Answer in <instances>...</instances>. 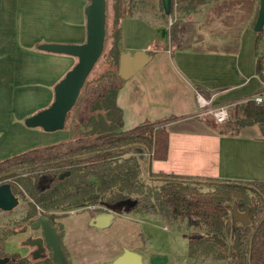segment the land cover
<instances>
[{
	"label": "crops",
	"instance_id": "1",
	"mask_svg": "<svg viewBox=\"0 0 264 264\" xmlns=\"http://www.w3.org/2000/svg\"><path fill=\"white\" fill-rule=\"evenodd\" d=\"M86 1H56L51 16L54 23L51 36L33 41V50L28 47L30 56L38 57V74L43 69L40 64L43 56L35 51L46 52L49 55L44 56L46 61L57 62L61 67L57 70L49 68V75L53 76L50 95L53 84L75 57L43 51L37 49L36 44L82 42ZM257 6L258 0H209L194 11L191 19L180 23L183 31L175 46L168 45L171 22L167 20L166 23L164 18L146 20L138 15H125L119 19L121 52L140 49L151 53L150 59L125 79L116 92L121 128L128 129L143 120L178 116L165 124L166 154L162 159H149L150 172L241 182L264 181V138L259 136L257 126H243L236 133L219 132L216 121L208 123L202 117L204 113H199L204 107L198 108L195 97V91L199 92L209 99L211 108H226V105L254 94L264 99V82L255 74L256 56L264 53V22L256 39L252 28ZM33 19H36L34 15ZM143 29L147 31L144 37L141 36ZM20 34L21 0H0V160L8 157L4 152L16 139L11 136L8 122L12 103L9 92L15 96L16 89H22L21 85L25 83L22 77L20 79L24 66L18 60ZM34 80L30 78L28 82L32 84ZM14 129L18 133L20 128L14 125ZM145 159L141 160L144 169ZM97 215H107V219H96ZM54 221L62 226L60 242L70 264H111L124 250L137 253L140 264H175L163 253L158 255L150 249L143 237V232L147 237L152 236L151 227L157 225L154 221H159L162 229H169L167 219L162 215L82 206ZM14 236H7L5 244ZM26 238L29 236L15 240L23 249L21 256L29 251L23 245ZM218 263H221L219 259Z\"/></svg>",
	"mask_w": 264,
	"mask_h": 264
},
{
	"label": "trees",
	"instance_id": "2",
	"mask_svg": "<svg viewBox=\"0 0 264 264\" xmlns=\"http://www.w3.org/2000/svg\"><path fill=\"white\" fill-rule=\"evenodd\" d=\"M130 1H111L109 45L97 65L94 67L100 54L91 66L65 114L63 127L67 137L1 159L0 183L7 182L11 192L23 201L21 220L25 224L29 225L37 214L47 216L56 227L58 243L68 264L67 252L59 239L62 226L54 221L55 217L71 208L93 203L115 209L114 204L124 199L134 201L125 209L138 213L162 215L171 220L183 217L188 225L195 218L197 228L187 231L186 242L207 245L214 258L224 259L227 264H264V181H246L261 189L257 192L251 187L254 193L250 197L243 190L247 186L245 182L150 172L146 165L145 169L142 167L141 160L146 156L149 159L165 157V124L178 116L143 120L128 129L121 128V110L115 103L116 92L124 81L117 74L121 52L119 19L131 15L127 8ZM208 1L170 0L169 15L173 9L193 13ZM158 3L165 17L160 0ZM178 21L173 19L169 24V46H175L180 40L183 27ZM260 30L255 31V39ZM255 74L264 82V53L256 56ZM251 97L231 104L229 117L221 121L219 132L236 133L240 127L254 124L259 136L264 138V99L255 103ZM127 149L134 153L122 156ZM64 170L68 173L59 178L58 174ZM141 174L156 178H141ZM147 180L157 184L149 185ZM229 201L235 203L237 210L247 207V223L233 225L232 240L226 243L223 228L228 207L225 203ZM10 233L13 231L5 225L0 226V257L12 255L3 246ZM5 264L55 263L48 250L37 258L24 255Z\"/></svg>",
	"mask_w": 264,
	"mask_h": 264
},
{
	"label": "rangeland",
	"instance_id": "3",
	"mask_svg": "<svg viewBox=\"0 0 264 264\" xmlns=\"http://www.w3.org/2000/svg\"><path fill=\"white\" fill-rule=\"evenodd\" d=\"M50 1V3L48 2ZM56 1L58 0H21V34L19 36V43L21 45V52L18 56V60L20 61V65L24 66V71L20 74V79H24V84L21 85L22 89L17 88L16 89V95L13 96L12 91H10V96L12 103H10V133L11 136H16L15 141L13 144L10 145L8 150H5L4 153H7V156L20 153L22 151H25L27 149L33 148L36 145H44L46 143H53L59 140H62L66 137V128L62 127L59 129H55L52 131H44L38 126L34 127H27L23 124V119L34 113L35 111L45 107L52 99L51 93V84L53 76L49 72V68L51 70H57L61 69L59 67L58 63L56 64L53 61H46V55H48L46 52H36L35 54H41V65H42V72L38 74V57L35 55L30 56V52L28 51L29 48L33 50V44L41 39H46L50 37V31L53 29V24L51 21L52 15L54 13V8L57 6ZM70 1V0H68ZM111 1L112 0H104V36H103V42H102V49L99 58L94 63V67L99 62L100 58L104 54L105 50L107 49L109 45V38L108 33L110 32V26H111ZM87 3V1H86ZM124 6V2L122 3ZM128 10H130L131 15H138L141 17H144L146 20H158L163 19L168 20V17L171 19V22L173 19H178V23H180L183 20L191 19L194 15L192 12L188 13H182L180 10L173 9L170 15H166L163 17L161 15L160 7L158 0H131L129 3ZM65 8V6H64ZM30 15V13H33ZM36 18L35 20L33 19ZM84 18V17H83ZM186 18V19H184ZM36 21V22H35ZM38 21V22H37ZM40 21V22H39ZM36 23V24H35ZM56 33V32H55ZM147 34V31L143 29L141 36H145ZM84 40V39H83ZM29 47V48H28ZM258 48V47H257ZM27 49V50H26ZM49 56V55H48ZM73 63L68 67L70 68L76 61V58L73 59ZM52 67H50V65ZM46 70L48 72H46ZM67 70V69H66ZM65 70V71H66ZM64 71V72H65ZM63 75V74H62ZM30 78L34 80V83H29L28 80ZM26 88V89H25ZM13 90V88H11ZM19 90V92H18ZM19 96V98L17 97ZM48 95L50 96L48 100ZM231 106V104L226 105V110L228 113V108ZM205 109L211 108L208 104L204 106ZM205 120H207L210 123H216L211 118L210 113H204L202 116ZM229 117V113L227 118ZM221 125V123H216ZM14 125L19 126L18 133L15 132ZM16 133V135H15ZM51 137H53L51 139ZM130 149H127L125 152H123L122 156H127V154H132ZM141 178H156L155 176L152 177H146L141 174ZM148 184H157V181L147 180ZM247 185L246 187H243V190L245 193H247V196L253 195V189L255 191L260 192L261 189L254 186V184H251L249 182H245ZM252 187V188H251ZM17 197V196H16ZM227 207V216L225 225L223 228V235L226 243L231 242V229L232 226L236 223H239L238 221H234L230 216V208L232 205V202L229 201L228 203H225ZM23 201L21 198L17 197V204L12 207L9 210H0V226L5 225L7 228L13 231L11 234H15L14 237L9 238L6 241L4 240L5 249L6 252L9 253L11 251L9 250H18L20 253L21 246L18 242L16 243L15 240H19L21 236H29L33 237L34 235L39 234V230L34 228L32 229L28 224H25L21 220L22 216V209H23ZM91 205H94L96 209H101L102 207L99 205V203H93ZM121 207V208H120ZM81 207L77 208H71V210L79 209ZM114 210H125L124 206H116ZM57 211V210H55ZM241 211V210H239ZM58 213V212H57ZM57 218V217H55ZM167 223L169 226V229L164 230L161 228V225H159V221H154L153 225L151 227L152 236H146L145 232H143V237L148 241L147 245L152 249L154 252H158V255L163 253L165 257L169 258V262L172 263L174 261L175 264H227L226 260L214 258L211 256V249L207 245L203 244H193L189 245L187 244L186 240V234L188 230L196 229L198 221L195 218H192L189 221V225L187 224L186 218H176V219H167ZM25 225L23 230H20L21 226ZM22 231V232H21ZM7 235V236H9ZM60 239V238H59ZM16 244V245H14ZM12 245H14L12 247ZM25 245L26 248H30V246ZM4 246V245H3ZM11 246V248H9ZM46 253V250L44 251ZM28 254V253H27ZM218 259L221 263H218ZM112 264V262H111Z\"/></svg>",
	"mask_w": 264,
	"mask_h": 264
},
{
	"label": "water",
	"instance_id": "4",
	"mask_svg": "<svg viewBox=\"0 0 264 264\" xmlns=\"http://www.w3.org/2000/svg\"><path fill=\"white\" fill-rule=\"evenodd\" d=\"M162 11L169 15L170 0H160ZM84 14V40L80 43H60L41 42L36 44V48L53 53H62L76 58L75 63L68 68L63 75L52 86V99L43 108L35 111L23 119V124L27 127L38 126L44 131H52L63 127L64 117L67 110L74 103L78 90L82 85L85 76L97 59L102 49L104 36V0H87L83 6ZM264 22V0H258L256 16L253 22V30L259 31ZM151 57V53L146 50H127L118 55L117 74L123 80L127 79L143 66ZM146 169L149 164V156L145 157ZM68 173L64 170L58 174L61 178ZM133 200L124 199L118 201L114 206L129 207ZM17 204V197L11 192L7 182L0 183V210H9ZM112 210V208H107ZM230 216L240 224L247 223V207L239 211L232 203ZM96 219L106 220L107 215H97ZM29 226L40 230L41 236L35 237L27 243L34 245L31 251L32 258H37L43 254L44 246L49 250L50 259L55 264H68L67 259L58 243L56 227L51 225L47 216L37 214L29 223ZM6 257H0V264H4ZM112 264H140L139 255L129 250H124L117 256Z\"/></svg>",
	"mask_w": 264,
	"mask_h": 264
},
{
	"label": "built area",
	"instance_id": "5",
	"mask_svg": "<svg viewBox=\"0 0 264 264\" xmlns=\"http://www.w3.org/2000/svg\"><path fill=\"white\" fill-rule=\"evenodd\" d=\"M171 22V19L168 17V23ZM195 97L198 103V108H203L205 105L209 103V99L204 98L199 92L195 91ZM251 99L257 103L261 102L263 98L259 94H254ZM210 113L211 117L216 122H221L225 120L228 116L227 110L224 106H216L212 108L205 109L203 108V111H199V113ZM84 207L92 209L95 208L94 205L87 204L84 205Z\"/></svg>",
	"mask_w": 264,
	"mask_h": 264
},
{
	"label": "flooded vegetation",
	"instance_id": "6",
	"mask_svg": "<svg viewBox=\"0 0 264 264\" xmlns=\"http://www.w3.org/2000/svg\"><path fill=\"white\" fill-rule=\"evenodd\" d=\"M36 229H38V228H36ZM38 230H39V229H38ZM39 236H41L40 230H39V234H38V235H35V236H33V237H30V238H26V239L24 240V243L27 244V246H30L27 256H31L30 253H31V251L35 248L34 245H29V244L27 243V241H29V240H31V239H33V238H35V237H39ZM20 243H21V242H20ZM20 246H21V244H20ZM45 250H46V253H47V252H48V248L44 246V251H45ZM44 251H43V254H45ZM9 254H12V255H10V256H8V257H6V256H3V257H6L7 260H16V261H17V260H20V258H21V254H20V252L17 251V250H16V251H11V252H9ZM13 254H16V255H13ZM7 260H6V261H7ZM6 261L4 262V264L6 263Z\"/></svg>",
	"mask_w": 264,
	"mask_h": 264
}]
</instances>
